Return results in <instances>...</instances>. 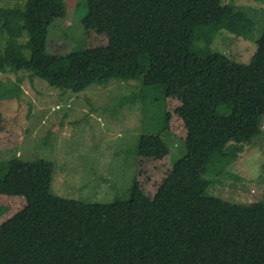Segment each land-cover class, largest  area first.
Listing matches in <instances>:
<instances>
[{"label":"trees","instance_id":"obj_1","mask_svg":"<svg viewBox=\"0 0 264 264\" xmlns=\"http://www.w3.org/2000/svg\"><path fill=\"white\" fill-rule=\"evenodd\" d=\"M85 7L84 33L106 34V45L81 41L71 51H51L49 28L66 16V2L28 0L20 25L31 33L32 50L9 68L75 92L141 76L143 105L180 100L175 111L186 129L191 169L212 179L209 190L227 185L236 194L242 181L232 168L264 132V26L254 8L234 0H85ZM255 27L262 28L256 39ZM222 29L254 40L249 63L212 48ZM148 41L161 42L163 50L145 63L141 43ZM160 119L156 138L166 151L170 113ZM53 172L47 159L0 160V195L26 199L0 224V264H264V200H219L191 225L176 215L158 222L132 199L85 202L53 194Z\"/></svg>","mask_w":264,"mask_h":264},{"label":"rangeland","instance_id":"obj_2","mask_svg":"<svg viewBox=\"0 0 264 264\" xmlns=\"http://www.w3.org/2000/svg\"><path fill=\"white\" fill-rule=\"evenodd\" d=\"M234 1L253 7L264 26V0ZM65 2L66 16L49 28L48 49L60 54L75 49L81 41L87 47L106 45V34L94 30L85 34L82 29L85 0ZM27 6L28 0H0V17L11 24L9 28L0 18V62L6 68L0 70V102L6 122L0 127V160L16 155L23 160H50L54 164L53 194L85 202L132 199L158 222L176 215L191 225L219 200H264V132L232 168L243 187L236 194L227 185H215L210 191L212 179L197 174L184 158L186 129L175 111L178 98L167 97L166 107L165 99L143 105L141 76L110 78L75 92L51 86L29 71L9 68L13 59L30 55L32 50L31 33L20 25L25 24ZM255 30L252 36L256 39L262 28ZM212 48L247 64L256 44L222 29ZM162 50L159 41L142 42L141 61L160 57ZM166 110L170 124L163 135L165 151L156 135ZM205 190L209 191L206 199ZM25 205L24 196L0 195V224Z\"/></svg>","mask_w":264,"mask_h":264}]
</instances>
